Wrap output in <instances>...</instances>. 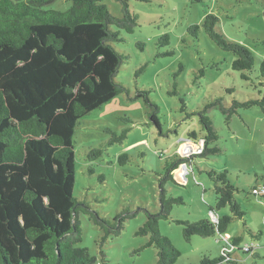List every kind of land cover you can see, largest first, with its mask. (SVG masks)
Masks as SVG:
<instances>
[{"label":"rangeland","instance_id":"rangeland-1","mask_svg":"<svg viewBox=\"0 0 264 264\" xmlns=\"http://www.w3.org/2000/svg\"><path fill=\"white\" fill-rule=\"evenodd\" d=\"M104 3L112 14H123L116 0ZM262 3L263 0H128L138 25L131 33L121 31L122 40L113 43L124 55L115 78L128 93L118 94L84 115L74 135V196L106 218H113L123 209L136 210L135 216L124 221L120 234L109 236L102 247V229L86 215H80L82 240L78 246L97 258L95 264H103L100 251L109 264H155L156 248H141L148 237L135 232L146 220V210L158 211V178L165 173L166 160L176 153L183 156L199 152L201 141L190 140L188 133L195 131L200 136L204 131L199 116L192 113L217 98H222L227 107L233 100L261 98L262 87L255 82L259 81L258 68L264 57ZM70 4L68 0H55L44 8L64 11ZM209 12L217 15V29L227 39L251 50V79H242L240 72L231 68L234 54L222 50L205 33L202 22ZM192 26L198 27L196 35L189 30ZM164 35H168L167 40ZM141 89L149 90L158 106L159 127L150 120L143 99H131ZM173 89L176 94L171 92ZM188 113L192 115L187 117ZM206 114L217 136L209 146L218 151L207 158H197L192 168L186 166V171L178 170L182 186L171 180L165 183L166 196L181 197L183 204L172 207L170 220L158 222L159 232L180 251L175 264H199L208 254L221 255L224 249L231 250L229 240L237 235L242 236L239 248L253 244L258 256L234 249L235 263L218 264H264V197L251 193L253 187H264V110L258 105L239 107L227 117L214 105ZM124 130L125 139L110 144L112 132L119 136ZM187 146L192 147L189 152ZM91 150L101 153L90 155ZM122 153L127 159L120 157ZM198 168L227 171L228 179L238 189L234 197L245 216L243 220H233L223 234L193 235L186 241L183 226L174 220L210 219L208 209L215 204L213 184ZM217 214L231 212L224 207ZM244 222L256 237L244 230Z\"/></svg>","mask_w":264,"mask_h":264},{"label":"trees","instance_id":"trees-1","mask_svg":"<svg viewBox=\"0 0 264 264\" xmlns=\"http://www.w3.org/2000/svg\"><path fill=\"white\" fill-rule=\"evenodd\" d=\"M53 1L0 0V264H95L97 258L87 248L78 246L82 240L80 215H86L102 229L101 247L109 236L120 234L126 219L136 215V210L123 209L113 218H106L75 197L73 188L74 135L79 121L118 94L128 93L115 78L124 55L113 43L122 40L121 31L133 32L138 17L129 9L128 0H116L121 5V16L112 14L105 0H68L71 4L64 11L44 8ZM217 22V15L207 13L202 22L205 33L222 50L234 54L231 68L239 71L242 79H251V50L227 39L217 29ZM189 30L196 35L198 27ZM200 74L203 76V70ZM257 77L255 85L262 87L260 99L233 100L227 107L222 98H217L192 113L199 116L204 133L198 136L191 131L188 138L194 142L202 140L201 150L187 156L176 153L166 160L165 173L158 178V211L146 210V220L135 232L148 237L141 248H156L155 264H175L180 256L158 228L160 220H170L174 205L183 204L181 197L166 196L165 183L171 180L182 186L176 172L183 164L192 168L197 158L217 153V147L209 146L217 139L206 114L209 107L218 105L227 117L239 107L258 105L264 110V57ZM171 92L176 94V89ZM149 94V90L141 89L131 99L142 98L150 120L159 127L158 106ZM126 132L119 136L112 132L110 144L121 142ZM100 153L91 150L90 155ZM120 157L127 159L126 153ZM197 170L204 172L213 184L215 204L208 211L209 215L214 213L217 221L213 222L211 216L196 222L174 220L183 226L186 241L193 235L223 234L233 220H243L245 216L234 197L238 189L228 179L226 170ZM255 188L251 193L264 197V193H254ZM224 207H229L230 215L217 214ZM243 225L256 237L245 222ZM241 240V235L231 237V250L224 249L218 256L208 254L199 264L235 263L234 249L258 256L253 244L239 248ZM100 253L103 264H109L103 251Z\"/></svg>","mask_w":264,"mask_h":264},{"label":"built area","instance_id":"built-area-1","mask_svg":"<svg viewBox=\"0 0 264 264\" xmlns=\"http://www.w3.org/2000/svg\"><path fill=\"white\" fill-rule=\"evenodd\" d=\"M201 141V147L200 148H202V145H203V142H202V140H200ZM188 147V146H187ZM200 148H198V151H200L201 149ZM187 155H189V154H184V156H187ZM183 170H182V168H181V170H180V172H182ZM184 175V174H183ZM185 176V175H184ZM253 192L254 193H264V187H257V188H255V189H253ZM210 216H211V220L213 221V222H216L217 221V217L214 215V213H210ZM246 247V246H245Z\"/></svg>","mask_w":264,"mask_h":264},{"label":"water","instance_id":"water-1","mask_svg":"<svg viewBox=\"0 0 264 264\" xmlns=\"http://www.w3.org/2000/svg\"><path fill=\"white\" fill-rule=\"evenodd\" d=\"M191 148H192L191 146H190V147H189V146L186 147V149L188 150V152L191 150ZM183 155H184V154H183ZM182 170L186 171V164H183V165H182Z\"/></svg>","mask_w":264,"mask_h":264},{"label":"clouds","instance_id":"clouds-1","mask_svg":"<svg viewBox=\"0 0 264 264\" xmlns=\"http://www.w3.org/2000/svg\"><path fill=\"white\" fill-rule=\"evenodd\" d=\"M184 156V155H183Z\"/></svg>","mask_w":264,"mask_h":264}]
</instances>
